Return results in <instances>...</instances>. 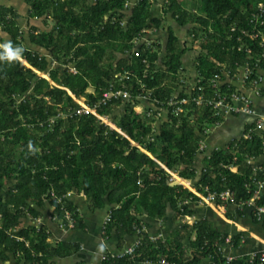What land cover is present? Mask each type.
<instances>
[{"label": "trees", "instance_id": "obj_1", "mask_svg": "<svg viewBox=\"0 0 264 264\" xmlns=\"http://www.w3.org/2000/svg\"><path fill=\"white\" fill-rule=\"evenodd\" d=\"M25 2L28 17L54 20L49 30L30 26L27 41L48 51L56 64L49 68L52 62L45 54L24 45L21 15L1 5L0 29L6 37H0V264H11L10 258L13 264H63L57 258L73 254L79 260L65 264L89 263L79 243L50 239L45 225L23 223L24 218L39 216L48 202L63 224L68 223L65 212L69 211L74 227L84 228L77 206L65 197L68 191H83L90 210L116 205L103 224V238L115 231L121 245L124 235L136 234V240L123 249L105 251L97 264H157L160 258L171 264H200L204 258L209 264H225L221 244L226 234L207 218L180 224L165 240L146 233L143 215L162 218L167 207L181 215L191 214L187 201L198 197L181 185H171L168 172L132 142L180 176H194L190 165L201 136L221 120L207 102L215 91L227 97L235 91L229 83L215 87L212 79L215 75L222 78L224 72L233 75L247 63L252 68L245 81L249 84L258 78L255 62L259 68L264 65L260 36L252 40L240 31L256 28L264 38V22L250 21L264 0H164L159 16L152 15V0H136L131 8L127 0ZM167 18L181 27L189 26L192 39H200L190 93L183 89L176 93L187 46L170 25L165 27L162 55L158 43L132 50L147 30L162 29ZM247 45L251 53L246 52ZM68 64L75 73L69 72ZM36 70L47 72L53 84ZM111 83L116 88L123 85L130 97L112 98L97 111L111 116L125 135L90 113L74 114L78 106L64 89L94 105ZM89 86L92 93L86 92ZM142 95L167 110L158 133L154 132V116L133 109ZM198 96L201 104L195 101ZM119 105L121 112L114 114ZM262 151L261 137L255 132L213 150L204 159L200 178L194 183L196 190L207 194L228 188L235 202L247 201L255 189L253 181L264 179V174L252 172L247 158ZM230 164L237 165V171H231ZM257 202L264 205V196ZM193 229L194 239L184 244ZM231 240L238 243L239 237ZM129 246L132 252L123 253ZM249 259L237 257L226 264H256V259Z\"/></svg>", "mask_w": 264, "mask_h": 264}, {"label": "crops", "instance_id": "obj_2", "mask_svg": "<svg viewBox=\"0 0 264 264\" xmlns=\"http://www.w3.org/2000/svg\"><path fill=\"white\" fill-rule=\"evenodd\" d=\"M152 1H153L151 6L152 15L159 16L160 9L164 0H152ZM135 2L136 0H127L126 5L128 8H131ZM1 5L6 7H12L21 15L18 18V21H19V25L24 30L23 33L25 37L24 45L27 48L39 50L40 52L45 54L47 58L50 60L49 62H51V56L49 55L48 51H46L42 47L31 44V42L29 43V41L27 40H28V29L30 26H35L37 30H47L45 28V26L48 25L47 22L50 21L54 25L55 23L54 20L51 17L45 18V20L43 17L41 18L28 17L29 6L25 2V0H0V6ZM129 14H130V10L128 9L125 19L129 16ZM168 20L169 18L166 19V21L169 23L167 24V26L170 25L174 30L175 34L179 38V35L176 32H178L179 28L181 29L184 27L179 26L173 20L172 22H174V24H172V22L170 23V21ZM1 36L5 38L6 34L3 33L0 29V37ZM157 39L159 40L167 39V33L165 29L160 28V29L147 30L145 35L141 39L135 42V46L133 47L132 50L140 48L141 45L143 44L149 46L151 42L154 44L159 43V40ZM186 46H187L186 50L182 55L183 76L181 77L183 78L176 93H178L182 89L187 91V93H190L195 84L194 78L196 75H195L194 62H195V57L198 55L200 50L197 52L194 51L190 46L188 47L187 44ZM16 56L20 58L18 55ZM20 60L24 65L29 67V64L24 59L20 58ZM67 66L69 72L75 73L76 70L73 66H71L70 64H68ZM50 67H52V64L49 66V68ZM36 72L40 76H42V73L45 74L46 76H42V77L46 78L53 84V82L48 77L47 72H40L37 70ZM260 76H261V80L258 81L257 85H254L253 82L248 84L242 80L243 68L238 67L237 71L233 75L224 72L222 78L218 77L217 84L219 86L223 85L224 83H229L234 86V89L237 90V92L243 93L248 98V102L250 106L253 108L254 113L248 114L242 112H229L225 109L220 110V112L217 113L216 109L211 104H209L213 107L214 114L219 115L221 117V120L218 123L214 124L213 126L209 127L207 133L201 136V139L199 141V146L197 148V153L194 157L193 162L190 165V167H192L194 170L193 177L184 178L180 176L177 171L168 169L164 164H162L159 160H157L150 152L142 148L138 143L132 142L133 145L138 146L142 152H144L146 155H148L157 163H159V165L168 172V174L170 175L171 185H181L183 188L188 189L190 192L194 193L198 197V200L187 201L188 208L192 211L191 214L181 215L179 213H176L174 209L167 207L166 212L162 218L148 219L146 218L145 215H143L142 218L148 224V225H144V229L146 233H148V235H150L152 238H159L161 240H165V238L176 227L180 226V224L187 223L189 225H192L196 220L207 218L212 222L214 227H216L220 232L226 234V238L228 240L224 241L221 244V250L225 257L233 259L242 256H250L251 254L256 253L264 248V213L258 216L256 215L254 210V206L259 205L257 201L262 196H264V181L260 182V180H256L254 178L255 180L253 181V185L255 186V189L253 190L252 195H254L255 197L253 199V203H251L250 200L235 202L233 198L232 199L228 198L225 200L218 199L212 201L200 200L199 195L203 193L196 190L194 186V183L200 178V173L204 168V164H205L204 159L207 158L213 150L219 148L221 149L226 148L228 144L232 142L234 139L237 140L240 138H245V134L248 132L249 129H253V130L250 131V136L248 138L251 137V133L255 132V134L260 135L261 141L263 140L264 130L261 128L260 129L255 128L256 120L260 117L264 119V72L263 71H260ZM113 85L115 86V84ZM121 87L125 89L123 85H121ZM64 89L68 92V94L71 96L72 100L77 104V106H79L78 102H83V101L84 103L90 105L84 96L77 97L67 88ZM86 92L92 93L93 87L92 86L87 87ZM175 94L173 95V97L175 96ZM148 97H149L148 95L147 97L146 96L140 97L141 101L136 103V105L133 106V109L137 113H141L143 110H147L149 115L154 116L153 118L157 120L154 132L158 133V127L160 122L167 119L168 116L167 110L161 108V105L158 104L155 105L154 102H152ZM79 98L81 100H79ZM234 104L240 105V103L238 102H234ZM117 108L119 112H121L122 106L119 105L117 106ZM117 108L115 110H117ZM105 116L104 115L101 116L100 118V121L102 120L101 122L106 124L110 129H114L120 134L125 135L116 126L111 116L108 115ZM103 117L105 118L108 117L107 121L109 122V124L107 122L105 123ZM247 163L251 165L253 173L264 174L259 169V167H264V148L261 154H259L258 156H249L247 158ZM228 168L231 171L234 172L237 171V165L230 164ZM254 168H256L257 170H254ZM174 181H176L177 183H173ZM67 194L65 195V197L68 198L69 200H72L73 203L77 206V210L80 212L81 217L85 222L84 228H77L74 227V225L69 226L68 223L63 224V222L60 221L56 217V215H54L55 207L48 204V202L45 203V207L40 211L41 214L39 216L32 219L30 217L24 218L23 223L25 225L26 224L45 225L50 230V239L65 240L68 242L79 243L80 247L83 250V253H85L86 262H89L88 264H97V262L101 259L102 254L105 251H109V252L119 251L136 240V234L127 235V236L124 235L123 237L124 239L123 241H121V245H120V243L117 242L115 231H112L110 238L108 237L105 239L101 236L103 224L105 222L107 215L109 214L111 206L115 207L116 205L107 204L101 209L90 210L88 207V203L86 202V197L83 191L81 192L68 191ZM65 213L70 214L69 211L68 212L66 211ZM195 232L196 230L193 229L192 232L188 234L187 238L184 239V244H186L188 239L191 240L194 239ZM235 236L239 237L238 243H234L231 240V238ZM78 260L79 258L77 254H73L71 256H67L63 258H57L56 261L58 263L65 264V263L76 262ZM10 263L11 264L14 263L12 258H10ZM200 264H209V259L208 258L202 259Z\"/></svg>", "mask_w": 264, "mask_h": 264}, {"label": "built area", "instance_id": "obj_3", "mask_svg": "<svg viewBox=\"0 0 264 264\" xmlns=\"http://www.w3.org/2000/svg\"><path fill=\"white\" fill-rule=\"evenodd\" d=\"M250 21H257L259 23V25H262L264 22V6L263 4L260 2L257 4L256 7V11L252 13L251 15V19ZM235 26L231 27V30H234ZM241 34L243 36H247L249 39H257L260 36L261 42L260 45L263 46L264 43V38L262 35H260V32L258 30H256V28H252L251 31L246 30V29H241ZM241 39V36L238 37V40ZM238 49H241V46L238 47ZM246 52L247 53H251V51L253 50L251 46H246L245 47ZM261 57L264 58V48L262 49L261 52ZM243 68V77L242 80L246 81V79L251 75L252 73V68L249 66V64H244L242 66ZM254 69L257 70L258 74V78L254 79L252 82L254 85H257L258 81L261 80V76H260V71L264 72V65L262 68L258 67L257 62H255V65L253 67ZM118 76V75H116ZM218 77L217 75H215V78L212 79V83L215 87H218L219 85L217 84V80ZM144 86V85H143ZM130 97V93L123 89V88H116L113 84H111L108 89L102 93V96L100 97V99L94 103V105H88L86 103L83 102H78L79 106L74 108V114L76 115H80V114H87V113H92L94 114L98 119L101 118L102 115H100L97 111V107L99 105H104L107 103L108 100L110 99H117V98H129ZM140 97H145V95H142ZM147 97V96H146ZM183 103L186 102V99H182L181 100ZM196 103L197 104H201L202 103V97L198 96V98H196ZM169 104H172L173 98H170V100L168 101ZM234 102H238L240 103V105H235ZM208 104H211L215 109L216 112H220V110H227L229 112H242V113H248V114H253V108L250 106L249 102H248V98L240 92H237V90L233 91L232 93H230V95L227 97L225 95H222L219 91H215L213 97L208 100L207 102ZM155 104V103H154ZM156 105V104H155ZM158 107V106H157ZM162 108V107H161ZM255 128H261L264 130V119L262 117L258 118L255 122ZM253 129H249L248 132L245 134V138H248L250 136V131H252ZM262 145L264 148V138L262 140ZM260 171H262V173H264V167H259ZM254 170H257L256 168H254ZM263 180H260V182H263ZM259 182V181H257ZM63 197L59 196L58 199H61ZM254 195H252L248 200L251 201V203H253V199H254ZM232 199L233 198V192L230 189H224L222 191L219 192H208L207 194H200L199 195V199L200 200H206V201H212V200H225V199ZM186 202V201H185ZM254 210L256 215L260 216L262 213H264V206L263 205H256L254 206ZM65 217L68 219V225L72 226L74 224L73 219L71 218V215L68 213H65ZM108 216L106 217L105 220H107ZM228 239L225 238V241H227ZM133 250V246H129L126 249H124V251H122L123 253H130ZM250 261H254L255 259L257 260L255 263L256 264H264V248L259 250L256 253L251 254L250 256ZM226 262H229L231 259L225 257ZM157 264H171L168 263L166 261L165 258H160L158 260ZM175 264V263H172Z\"/></svg>", "mask_w": 264, "mask_h": 264}, {"label": "rangeland", "instance_id": "obj_4", "mask_svg": "<svg viewBox=\"0 0 264 264\" xmlns=\"http://www.w3.org/2000/svg\"><path fill=\"white\" fill-rule=\"evenodd\" d=\"M125 21V20H124ZM168 21H170V23L172 22V20L169 18V20ZM47 24L48 25H44L45 26V28L47 29V30H49V29H51L52 28V26H53V23H51L50 21H48L47 22ZM167 24H169L166 20L163 22V29H165V27L167 26ZM172 24H174V22H172ZM188 27L189 26H185L184 28H179V30H178V32H176L178 35H179V39H180V43L181 44H183V42L184 43H186L187 45H188V47L190 46L194 51H199L200 50V47H199V43H200V39H197V40H193L192 39V35H190V33H189V31H188ZM164 34H165V32H164ZM157 40H159V39H157ZM184 40V41H183ZM152 43V42H151ZM165 43H166V40H159V45H160V52H161V55L163 54V52H164V46H165ZM118 56H120V54H118ZM52 62V61H51ZM52 64V66L53 65H55L56 63L55 62H52L51 63ZM44 75V74H43ZM142 88L144 89V86L142 85ZM149 93V92H148ZM79 100H81L80 98H79ZM116 108H117V106H115ZM114 107V108H115ZM115 108V109H116ZM114 109V111H113V113L114 114H116V113H120L119 112V110H118V108H117V110H115ZM137 111H139V110H137ZM143 111H147V110H143ZM142 111V112H143ZM141 112V113H142ZM146 115H149L148 114V112H147V114ZM105 116V115H104ZM106 117V116H105ZM105 117H103L104 118V120H105V123L107 122L108 124H109V122L107 121V118H105ZM102 121V120H101ZM103 123V122H102ZM155 124V123H154ZM106 125V124H105ZM71 193V192H70ZM70 193H68V194H70ZM67 194V195H68Z\"/></svg>", "mask_w": 264, "mask_h": 264}, {"label": "water", "instance_id": "obj_5", "mask_svg": "<svg viewBox=\"0 0 264 264\" xmlns=\"http://www.w3.org/2000/svg\"><path fill=\"white\" fill-rule=\"evenodd\" d=\"M173 183H177L176 181H174Z\"/></svg>", "mask_w": 264, "mask_h": 264}]
</instances>
